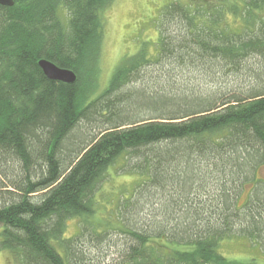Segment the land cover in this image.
I'll return each instance as SVG.
<instances>
[{
    "label": "trees",
    "instance_id": "1",
    "mask_svg": "<svg viewBox=\"0 0 264 264\" xmlns=\"http://www.w3.org/2000/svg\"><path fill=\"white\" fill-rule=\"evenodd\" d=\"M113 2L0 6V249L21 264H261L219 247L243 237L264 252V0H172L157 53L140 48L96 93ZM42 59L77 83L49 80ZM122 155L135 188L95 225Z\"/></svg>",
    "mask_w": 264,
    "mask_h": 264
},
{
    "label": "rangeland",
    "instance_id": "2",
    "mask_svg": "<svg viewBox=\"0 0 264 264\" xmlns=\"http://www.w3.org/2000/svg\"><path fill=\"white\" fill-rule=\"evenodd\" d=\"M172 0H114L110 8L104 13V39L101 55L98 64V75L95 92H102L109 84L117 67L131 55L136 54L140 48L146 45L148 56L152 57L157 53L155 43L158 41L159 13L164 5ZM262 15V14H261ZM234 27L233 18L228 19ZM233 21V22H232ZM148 43V44H147ZM134 161L130 156H120L117 161L108 167L104 180L95 191L94 217L89 221L97 225L104 222L109 216H115V210L125 198H130L138 180L134 171ZM258 178L264 180V166L257 170ZM251 187L246 189L240 204L247 199ZM82 219L68 220L65 237H74L80 233L83 225ZM0 226V234H1ZM115 236V235H112ZM118 236V235H117ZM116 236V238H117ZM1 239V237H0ZM219 251L229 260L237 262H248L257 259L264 264V252L254 243L246 238H228L221 242ZM110 261V256L106 259ZM0 264H21L14 258L12 253L0 249Z\"/></svg>",
    "mask_w": 264,
    "mask_h": 264
},
{
    "label": "water",
    "instance_id": "3",
    "mask_svg": "<svg viewBox=\"0 0 264 264\" xmlns=\"http://www.w3.org/2000/svg\"><path fill=\"white\" fill-rule=\"evenodd\" d=\"M12 7L14 6V0H0V6ZM39 66L42 69L44 76H46L51 81H56L73 85L78 81V75L70 69L61 68L55 63L42 59L39 61Z\"/></svg>",
    "mask_w": 264,
    "mask_h": 264
}]
</instances>
